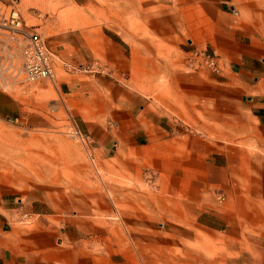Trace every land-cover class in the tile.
Segmentation results:
<instances>
[{
	"label": "rangeland",
	"instance_id": "obj_1",
	"mask_svg": "<svg viewBox=\"0 0 264 264\" xmlns=\"http://www.w3.org/2000/svg\"><path fill=\"white\" fill-rule=\"evenodd\" d=\"M232 4L244 21L264 25V0ZM177 5V0H19L20 27L0 28V92L14 103L12 114L0 115V184L12 187L34 208L75 213L86 223L87 250L102 255L99 264L264 260V240L256 229L235 233L241 239L233 249L226 248L227 229L238 221L244 225L227 214L226 185L215 184L233 178L231 171L220 179L210 157L215 153L196 157L181 143L195 136L220 149L226 140L241 146L242 138L241 132L228 139L211 137L210 119L184 108L173 90V70H194L202 62L193 54L198 45L186 36L171 46L150 31L155 23L169 22ZM22 29L37 31L51 52L53 80L24 78ZM116 42L143 56L140 63L134 57L118 72ZM173 51L180 52L186 66L174 60ZM92 63L102 70L71 69ZM98 77L141 92L175 132L153 145H117L101 155L92 141L78 136L67 100L77 83H97ZM242 113H236L240 119ZM241 128V121L235 123L234 130ZM183 129L186 135H179Z\"/></svg>",
	"mask_w": 264,
	"mask_h": 264
},
{
	"label": "crops",
	"instance_id": "obj_2",
	"mask_svg": "<svg viewBox=\"0 0 264 264\" xmlns=\"http://www.w3.org/2000/svg\"><path fill=\"white\" fill-rule=\"evenodd\" d=\"M177 1L169 22L155 23L151 33L171 46H179L181 36H186L198 45L193 54L206 52L215 66L173 70V90L184 108L210 119L211 137L228 139L241 132L242 138L241 146L226 140L220 149L218 143L214 149L211 141L195 136L181 143L196 157L215 153L210 157L220 179L231 171L233 178L215 184L226 185L227 214L244 225L238 221V226L227 229L226 248L233 249L241 239L235 233L250 234L256 229L264 240V25L241 19L232 0ZM114 46L118 72L131 65L134 57L140 63V54L134 56L117 42ZM170 55L185 65L180 52ZM97 79V83H77L67 92L71 94L67 100L74 108L77 132L92 141L101 155L117 145H153L175 132L166 127L164 113L149 108L141 92L118 80ZM13 110V101L0 92V115L8 116ZM238 111L243 112L241 119ZM192 116L197 120L195 113ZM240 121L241 130H234ZM184 129L178 134L186 135ZM75 217V213L34 208L12 187L0 184V264H99L102 255L90 253L84 243L86 223ZM226 264H264V260L228 259Z\"/></svg>",
	"mask_w": 264,
	"mask_h": 264
},
{
	"label": "built area",
	"instance_id": "obj_3",
	"mask_svg": "<svg viewBox=\"0 0 264 264\" xmlns=\"http://www.w3.org/2000/svg\"><path fill=\"white\" fill-rule=\"evenodd\" d=\"M18 1L19 0H0V28L18 29L20 27L21 19L16 9ZM21 32L26 40L20 48V64L24 78L30 80L44 77L53 80L55 70L52 64V54L45 46L43 39L35 30L22 29ZM200 59L202 62H196L195 66L203 64L214 68L215 62L210 55L200 53ZM71 69L83 71L102 70L101 68L98 69L95 63L85 66L77 64L71 66ZM77 134L81 138H86L78 132ZM22 216H25V214H22Z\"/></svg>",
	"mask_w": 264,
	"mask_h": 264
}]
</instances>
